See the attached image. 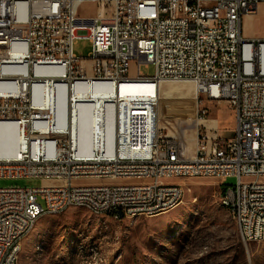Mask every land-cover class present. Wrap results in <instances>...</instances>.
I'll return each instance as SVG.
<instances>
[{"label": "built area", "instance_id": "obj_1", "mask_svg": "<svg viewBox=\"0 0 264 264\" xmlns=\"http://www.w3.org/2000/svg\"><path fill=\"white\" fill-rule=\"evenodd\" d=\"M142 1L153 2L150 15H141ZM262 2L0 0V126L16 134L13 153H0V179L41 180L36 187H0V264H13L43 210L83 205L132 219V211L174 209L185 194L177 170L218 181L220 203L243 245L263 240L264 39L241 34L242 17ZM84 3L94 6L93 16L78 15ZM77 38L90 42L87 58L73 53ZM149 63L154 73L142 74L139 66ZM134 81L188 83L197 101L226 102L230 135L205 124V105L162 132L159 94L150 97L151 119L139 122L134 107L141 100L127 105L113 97ZM86 87H96L98 98L110 88L102 99L114 101L112 111L107 104L94 110L88 139L79 134ZM228 177L236 183L225 184Z\"/></svg>", "mask_w": 264, "mask_h": 264}, {"label": "rangeland", "instance_id": "obj_2", "mask_svg": "<svg viewBox=\"0 0 264 264\" xmlns=\"http://www.w3.org/2000/svg\"><path fill=\"white\" fill-rule=\"evenodd\" d=\"M141 15H150L154 4L142 1ZM95 14L94 6L84 3L80 17ZM245 38L264 39V2L251 15L241 19ZM91 44L86 38L73 41L75 55L87 58ZM131 64L129 74L135 73ZM139 71L154 73L153 64H141ZM137 86L139 82H130ZM149 91H131L125 99L149 96ZM131 86V88H132ZM149 92V93H148ZM108 93V91H107ZM162 96L157 101L162 132H172L170 124L179 118L189 120L195 106L208 109L207 122L223 137L230 135L233 113L226 102L197 101L192 86L183 82L162 83ZM129 95V97H128ZM151 95V94H150ZM135 118L141 112H134ZM185 194L174 209L153 216L115 219L94 214L83 207L72 206L61 213H44L23 237L18 264H264V237L246 246L240 240L230 210L220 203L222 185L210 178L191 177L182 180ZM236 183L228 177L227 185ZM40 179H0V187H36Z\"/></svg>", "mask_w": 264, "mask_h": 264}, {"label": "bare ground", "instance_id": "obj_3", "mask_svg": "<svg viewBox=\"0 0 264 264\" xmlns=\"http://www.w3.org/2000/svg\"><path fill=\"white\" fill-rule=\"evenodd\" d=\"M135 82V81H134ZM140 84L137 86H132L131 83H124L121 84L120 87H118V89L115 90V93L113 94V97L115 99V101L119 100L120 97V101H124V103H127V105L130 104V100L132 99H139L141 100L140 102L138 101L137 106H135L134 108H137L138 112H141V114H137L139 117V122H147L151 119L152 113H153V108L150 105V97L152 95H154L155 97L157 96V94H161L162 96H164L162 94V84H160L159 86H153L150 83H146V82H139ZM149 84L151 86V90L152 92H148L149 96L144 95L143 97L137 98V97H133V98H128L125 99V97L127 96L128 93H130L131 91H135V92H143L144 90L149 91ZM132 86V88H131ZM82 87V86H80ZM84 89V91L87 94V102L85 104H82L79 107V121L82 124L83 129H80V137L88 139L90 138V122L92 120L93 117V113L94 110H96V108L98 106H100L101 104H107L108 108L112 111L113 109V105H114V101L110 100V99H102L104 97H107L109 95H111V89L110 88H106V91H104V94L101 96V98H98L97 96H95L94 94H96L97 92V88L96 87H90V88H82ZM108 91V93H107ZM151 94V95H150ZM129 97V95H128ZM123 105V104H122ZM143 118V119H142ZM137 119V118H136ZM142 125V123H141ZM209 125H212V122H210ZM214 122H213V126H214ZM159 126H161V124H159ZM16 142V134H15V128L12 126L9 127L7 125H3L0 126V153L3 155H10L12 154V150L11 148L14 147ZM191 177H195L194 174H192V172H190L189 170H177L176 171V178H183L187 179V178H191ZM74 206H79V207H83V205H74ZM231 212V211H230ZM44 213H52L51 210H43V214ZM143 215V211H132V219ZM153 215H157V214H149L148 216H153ZM112 216V215H111ZM36 222V220H35ZM34 222V224H35ZM33 224V226H34ZM33 226L31 227V229L33 228ZM26 235V234H25ZM24 235V236H25ZM264 237V224H263V229H262V238ZM21 242H20V246L19 248H17V252L14 253V262L13 264H18V256H19V252L21 249Z\"/></svg>", "mask_w": 264, "mask_h": 264}, {"label": "crops", "instance_id": "obj_4", "mask_svg": "<svg viewBox=\"0 0 264 264\" xmlns=\"http://www.w3.org/2000/svg\"><path fill=\"white\" fill-rule=\"evenodd\" d=\"M210 122H212V125H209ZM208 123H209V124H208L209 127H213V119H209V120H208Z\"/></svg>", "mask_w": 264, "mask_h": 264}, {"label": "water", "instance_id": "obj_5", "mask_svg": "<svg viewBox=\"0 0 264 264\" xmlns=\"http://www.w3.org/2000/svg\"><path fill=\"white\" fill-rule=\"evenodd\" d=\"M118 214H119L120 217H122V213L120 211H118Z\"/></svg>", "mask_w": 264, "mask_h": 264}]
</instances>
